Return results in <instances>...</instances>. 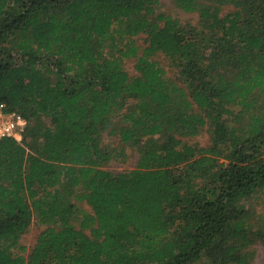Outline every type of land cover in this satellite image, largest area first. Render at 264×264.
Returning a JSON list of instances; mask_svg holds the SVG:
<instances>
[{
  "label": "trees",
  "instance_id": "16d2710c",
  "mask_svg": "<svg viewBox=\"0 0 264 264\" xmlns=\"http://www.w3.org/2000/svg\"><path fill=\"white\" fill-rule=\"evenodd\" d=\"M174 1L198 23L161 0H0V103L29 120L0 140V264H252L264 0ZM204 129L208 145L184 139ZM106 132L137 148L133 169L105 167ZM35 219L49 227L25 256Z\"/></svg>",
  "mask_w": 264,
  "mask_h": 264
},
{
  "label": "rangeland",
  "instance_id": "374dc122",
  "mask_svg": "<svg viewBox=\"0 0 264 264\" xmlns=\"http://www.w3.org/2000/svg\"><path fill=\"white\" fill-rule=\"evenodd\" d=\"M162 2V10L166 14H170L175 18L180 19L184 22H191L193 24H197L199 20V16L197 12H188L185 9L181 8L174 0H161ZM227 11V8H224V12ZM136 42L140 46H144L143 36L135 37ZM154 59H156L165 69L166 76L177 80V74L174 68L171 66V63L167 57L163 54L159 53L154 55ZM136 60L134 58H128L125 60V68L128 70L131 76H135L138 74V70L136 69ZM180 82V81H179ZM185 140H189L190 142H196L201 145H208L211 142L210 133L207 129H204L200 134L184 137ZM105 146L110 147L114 153H118L119 156L112 158L105 167L112 171H127L133 169L138 161L139 153L136 147L125 145L120 141L119 137L113 133L106 132L104 133ZM121 151H124L122 154ZM79 207L83 210H87L92 212L91 207L86 202H78ZM247 205L253 207L257 214L264 215V194L252 197L247 201ZM76 222H78L76 220ZM49 227V224H44L39 220L35 219L31 224L28 231L23 235L21 239V244L28 247L27 251H24V255L27 256L30 252V249L36 243L39 234ZM255 248V258L252 264H264V244L257 243L254 245Z\"/></svg>",
  "mask_w": 264,
  "mask_h": 264
},
{
  "label": "built area",
  "instance_id": "2783aa9c",
  "mask_svg": "<svg viewBox=\"0 0 264 264\" xmlns=\"http://www.w3.org/2000/svg\"><path fill=\"white\" fill-rule=\"evenodd\" d=\"M29 120L22 113L10 110L5 102L0 103V140L13 137L21 141Z\"/></svg>",
  "mask_w": 264,
  "mask_h": 264
}]
</instances>
